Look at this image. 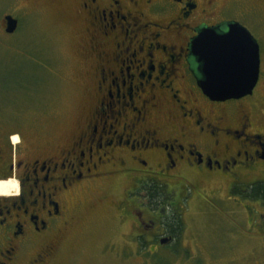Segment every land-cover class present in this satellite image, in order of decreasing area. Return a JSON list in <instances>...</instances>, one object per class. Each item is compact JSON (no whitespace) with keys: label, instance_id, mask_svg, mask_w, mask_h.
I'll use <instances>...</instances> for the list:
<instances>
[{"label":"flooded vegetation","instance_id":"obj_1","mask_svg":"<svg viewBox=\"0 0 264 264\" xmlns=\"http://www.w3.org/2000/svg\"><path fill=\"white\" fill-rule=\"evenodd\" d=\"M74 13L87 39V116L68 123L65 109L47 110L43 125L0 128V182L11 185L0 191V264L28 253L47 263L84 193L106 185L152 252L179 241L185 197L207 202L219 185L242 206L264 204L251 197L264 184V0H77ZM233 24L259 45V79L250 95L214 100L193 43Z\"/></svg>","mask_w":264,"mask_h":264},{"label":"rangeland","instance_id":"obj_2","mask_svg":"<svg viewBox=\"0 0 264 264\" xmlns=\"http://www.w3.org/2000/svg\"><path fill=\"white\" fill-rule=\"evenodd\" d=\"M76 9L77 0H0V128L17 119L43 125L47 110L65 109L68 123L87 116V39ZM7 15L18 21L13 33ZM233 196L214 185L207 202L185 197L179 241L152 252L132 221L122 222V192L107 185L86 191L74 225L53 239L57 248L45 264H264V227L257 226L264 225V204L242 206ZM252 210L257 225L248 223Z\"/></svg>","mask_w":264,"mask_h":264},{"label":"water","instance_id":"obj_3","mask_svg":"<svg viewBox=\"0 0 264 264\" xmlns=\"http://www.w3.org/2000/svg\"><path fill=\"white\" fill-rule=\"evenodd\" d=\"M6 31L13 33L18 21L5 17ZM199 64V85L214 100L239 99L253 93L260 68L259 45L250 32L239 24L220 34L204 30L193 43Z\"/></svg>","mask_w":264,"mask_h":264},{"label":"trees","instance_id":"obj_4","mask_svg":"<svg viewBox=\"0 0 264 264\" xmlns=\"http://www.w3.org/2000/svg\"><path fill=\"white\" fill-rule=\"evenodd\" d=\"M156 195H154L155 197ZM251 197L252 198H263L261 200H264V184H257L254 188H253V192L251 193ZM159 199L158 197H156V200Z\"/></svg>","mask_w":264,"mask_h":264},{"label":"bare ground","instance_id":"obj_5","mask_svg":"<svg viewBox=\"0 0 264 264\" xmlns=\"http://www.w3.org/2000/svg\"><path fill=\"white\" fill-rule=\"evenodd\" d=\"M11 185L9 183L6 182H0V191L1 192H6L8 190H10Z\"/></svg>","mask_w":264,"mask_h":264}]
</instances>
